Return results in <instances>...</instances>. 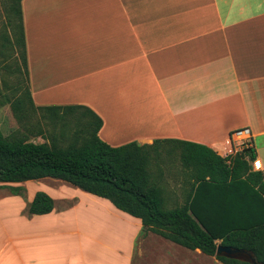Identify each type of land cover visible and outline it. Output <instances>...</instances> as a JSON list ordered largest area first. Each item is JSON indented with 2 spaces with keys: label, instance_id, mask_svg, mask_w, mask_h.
<instances>
[{
  "label": "crops",
  "instance_id": "crops-1",
  "mask_svg": "<svg viewBox=\"0 0 264 264\" xmlns=\"http://www.w3.org/2000/svg\"><path fill=\"white\" fill-rule=\"evenodd\" d=\"M2 1L0 57L8 58L16 48ZM20 10L34 106L89 108L111 147L161 141L150 167L167 207L181 206L193 182L179 160L184 142L220 152L230 133L248 128L252 171L264 178V0H21ZM37 193L53 200L50 213H28ZM97 206L124 224L101 221ZM0 264L223 263L44 178L0 183Z\"/></svg>",
  "mask_w": 264,
  "mask_h": 264
},
{
  "label": "trees",
  "instance_id": "trees-1",
  "mask_svg": "<svg viewBox=\"0 0 264 264\" xmlns=\"http://www.w3.org/2000/svg\"><path fill=\"white\" fill-rule=\"evenodd\" d=\"M20 2L2 1L15 48L21 50L14 90L24 87L10 107L23 126L26 115L36 116L39 136L48 142L36 144L18 133L4 136L0 130V183L61 180L109 201L117 210L139 219L143 228L183 248L197 249L223 264H247L216 256L215 241L221 240L220 245L250 251L264 264V178L261 172L252 171L253 148L228 159L218 151L184 142L179 160L193 182L181 206L167 207L150 167L162 157L161 141L150 146L133 142L111 147L98 137L103 122L89 108L34 106L26 82ZM21 77L26 86L20 83ZM48 123L53 127L59 124V133H49L44 127ZM70 123L78 129L68 139ZM10 189L23 194L22 188ZM52 209L53 200L37 193L28 213L43 215Z\"/></svg>",
  "mask_w": 264,
  "mask_h": 264
},
{
  "label": "rangeland",
  "instance_id": "rangeland-1",
  "mask_svg": "<svg viewBox=\"0 0 264 264\" xmlns=\"http://www.w3.org/2000/svg\"><path fill=\"white\" fill-rule=\"evenodd\" d=\"M11 37H13V35H11ZM7 54L9 55L8 58L0 57V104L1 102L6 100L11 102L14 97H18L24 93V87L22 85L20 88L16 87V89H18L16 92L14 90V86L17 85L16 76L18 75V68L21 65V50L20 48L18 50V47H16L15 51L10 50ZM20 83H23L26 86L25 79H23L22 77L20 79ZM36 118V116L26 115V121L23 126L16 120L9 105H0V128L5 136H9L13 133H18V135H24L29 142H33L36 144L48 142L47 140H44L41 136H39L40 127L38 128V126H35ZM44 127L46 130H48L49 133H52L54 131V133L58 134L60 131L59 124L56 127H53L51 123H48ZM53 128L55 130H53ZM66 129L67 138L70 139L72 133L77 130L78 127L74 123H70V125L68 124V127ZM96 212L106 218L103 220L100 219L101 221L111 223L112 226L119 227L120 224H124L125 222L124 217L123 219L112 216H110V218L106 217L104 215L105 211L101 206H97Z\"/></svg>",
  "mask_w": 264,
  "mask_h": 264
},
{
  "label": "built area",
  "instance_id": "built-area-1",
  "mask_svg": "<svg viewBox=\"0 0 264 264\" xmlns=\"http://www.w3.org/2000/svg\"><path fill=\"white\" fill-rule=\"evenodd\" d=\"M252 134L248 128L238 129L230 133L223 141L220 154L224 158H231L246 148H252ZM230 161H227L229 163Z\"/></svg>",
  "mask_w": 264,
  "mask_h": 264
},
{
  "label": "water",
  "instance_id": "water-1",
  "mask_svg": "<svg viewBox=\"0 0 264 264\" xmlns=\"http://www.w3.org/2000/svg\"><path fill=\"white\" fill-rule=\"evenodd\" d=\"M215 255L228 260H235L247 264H261L252 252L243 249L217 245Z\"/></svg>",
  "mask_w": 264,
  "mask_h": 264
}]
</instances>
